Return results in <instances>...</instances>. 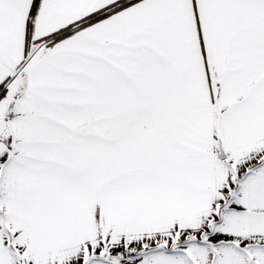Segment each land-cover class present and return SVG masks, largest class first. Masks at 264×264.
Segmentation results:
<instances>
[{"label":"snow or ice","instance_id":"1","mask_svg":"<svg viewBox=\"0 0 264 264\" xmlns=\"http://www.w3.org/2000/svg\"><path fill=\"white\" fill-rule=\"evenodd\" d=\"M0 264H264V0H0Z\"/></svg>","mask_w":264,"mask_h":264}]
</instances>
